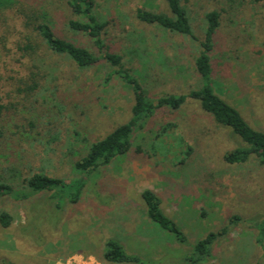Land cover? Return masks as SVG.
Here are the masks:
<instances>
[{"label":"rangeland","instance_id":"1","mask_svg":"<svg viewBox=\"0 0 264 264\" xmlns=\"http://www.w3.org/2000/svg\"><path fill=\"white\" fill-rule=\"evenodd\" d=\"M225 1L184 0V5L200 40L205 14L222 13L212 53L215 80L225 101L264 132V81L258 77L264 68V0H228L229 14ZM40 3L51 6L47 10L60 36L92 45L68 29L74 17L67 0ZM151 6L162 9L163 0H97L96 12L110 22L105 44L124 55L125 68L153 97L187 95L197 84L199 42L135 20L137 9ZM18 31L14 40L24 32ZM17 46L11 41L8 49ZM1 47L0 97L7 128L0 137V180L22 186L35 173L72 179L80 157L75 152H85L88 142L131 120V88L118 77L107 83L112 69L104 62L78 71L58 57L43 54V66L9 52L4 66ZM41 66L43 88L31 92L32 73ZM169 124L177 127L163 133ZM132 143L127 155L91 176L77 204L65 200L59 206L50 194L22 202L0 198V210L14 218L10 228H0V264H109L101 260L108 239L120 242L142 264H193V246L225 228L228 233L216 240L203 264H264V167L256 160L225 162L227 151L242 146L238 136L189 100L180 111L157 110L144 129L135 131ZM146 190L162 200L164 213L187 244L149 220L142 197Z\"/></svg>","mask_w":264,"mask_h":264},{"label":"trees","instance_id":"2","mask_svg":"<svg viewBox=\"0 0 264 264\" xmlns=\"http://www.w3.org/2000/svg\"><path fill=\"white\" fill-rule=\"evenodd\" d=\"M227 2L225 1V14H229L233 6L232 3ZM50 7L41 4L40 0H0V28L2 27L6 32L0 36L1 49L6 51L2 57L3 65L8 63L6 58L9 52L14 53L10 55H17L26 64H30L32 60H38L41 65L43 61H46L43 54L52 58L58 57L70 61L78 71L96 68L104 62L112 69L106 79L107 83L118 77L131 88L132 118L105 138L92 143L88 142L85 152H75L80 157L72 166L75 173L72 179L35 173L24 179L22 186H15L8 179L0 180L1 199L22 202L50 194L52 199L58 201L59 206L65 200L77 204L91 176L117 158L127 155L132 149V137L135 131L144 129L157 110L180 111L189 100L196 101L217 126L229 128L233 135L238 136L243 142L242 146L225 153L224 159L227 164L245 165L251 160H256L264 167V132L253 128L236 108L225 101L222 97V88L215 80L212 53L215 37L221 26V12L213 10L205 14L206 27L203 40H200L193 32L191 17L184 5V0H163L162 9L160 7L155 9L152 6L137 9L134 18L140 24L157 27L166 34L190 37L200 45V50L194 59L197 77L195 87L187 95L169 94L153 97L142 81L135 77L131 70L125 68L124 55L114 52L105 44L103 36L110 22L96 12L97 0H67L68 10L74 17L68 21V29L74 34L88 37L92 45H83L60 36L54 26L53 14L47 10ZM15 28L19 31L24 30L16 40L12 38ZM11 41H15L18 45L15 50L8 49ZM51 67L53 73L58 70L57 64ZM36 69H38L37 72L32 73L31 92L41 91L43 87L40 82L46 77L42 66ZM258 77L260 81H264V68L258 70ZM5 113L6 107L0 97V128L2 130L0 137L5 135L3 131L7 128ZM176 127V124H169L164 128L163 133ZM187 155L189 156L190 153L188 152ZM142 197L149 220L173 234L182 245L187 244L185 234L164 213L162 200L158 195L146 190ZM234 220L238 218H233L231 221ZM13 222L14 218L10 213L0 210V228L8 229ZM227 233V228L211 233L193 246V253L190 256L192 263L203 264L210 259L212 245L219 237ZM101 254V260L109 264L143 263L139 257L128 254L123 245L115 239L106 240Z\"/></svg>","mask_w":264,"mask_h":264}]
</instances>
